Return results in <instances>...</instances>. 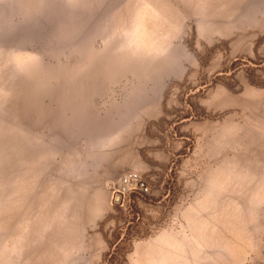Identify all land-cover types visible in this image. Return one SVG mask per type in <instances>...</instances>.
<instances>
[{
	"label": "rangeland",
	"instance_id": "1",
	"mask_svg": "<svg viewBox=\"0 0 264 264\" xmlns=\"http://www.w3.org/2000/svg\"><path fill=\"white\" fill-rule=\"evenodd\" d=\"M0 264H264V0H0Z\"/></svg>",
	"mask_w": 264,
	"mask_h": 264
},
{
	"label": "built area",
	"instance_id": "2",
	"mask_svg": "<svg viewBox=\"0 0 264 264\" xmlns=\"http://www.w3.org/2000/svg\"><path fill=\"white\" fill-rule=\"evenodd\" d=\"M111 188L113 189V196L120 195L121 205L129 201L135 194L146 196L150 193L147 181L142 174L136 170L122 173L117 185L114 183Z\"/></svg>",
	"mask_w": 264,
	"mask_h": 264
},
{
	"label": "crops",
	"instance_id": "3",
	"mask_svg": "<svg viewBox=\"0 0 264 264\" xmlns=\"http://www.w3.org/2000/svg\"><path fill=\"white\" fill-rule=\"evenodd\" d=\"M223 11L224 12L221 15H216V16H213L215 14L211 16L206 15L205 18L208 17L210 20H215V21H228L229 19L232 20L237 15V10L235 8H227L224 9Z\"/></svg>",
	"mask_w": 264,
	"mask_h": 264
},
{
	"label": "bare ground",
	"instance_id": "4",
	"mask_svg": "<svg viewBox=\"0 0 264 264\" xmlns=\"http://www.w3.org/2000/svg\"><path fill=\"white\" fill-rule=\"evenodd\" d=\"M120 197H118L117 199H116V203H119L120 202Z\"/></svg>",
	"mask_w": 264,
	"mask_h": 264
},
{
	"label": "water",
	"instance_id": "5",
	"mask_svg": "<svg viewBox=\"0 0 264 264\" xmlns=\"http://www.w3.org/2000/svg\"><path fill=\"white\" fill-rule=\"evenodd\" d=\"M118 197H120V195H116V196H114L115 201H116V199H117ZM120 198H121V197H120Z\"/></svg>",
	"mask_w": 264,
	"mask_h": 264
}]
</instances>
